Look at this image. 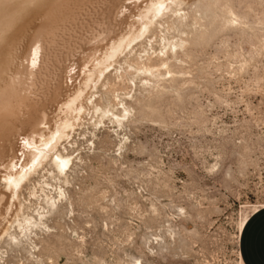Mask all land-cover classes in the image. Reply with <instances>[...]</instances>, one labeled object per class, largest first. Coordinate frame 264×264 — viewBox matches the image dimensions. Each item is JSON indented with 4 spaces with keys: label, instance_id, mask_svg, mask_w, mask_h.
<instances>
[{
    "label": "rangeland",
    "instance_id": "1",
    "mask_svg": "<svg viewBox=\"0 0 264 264\" xmlns=\"http://www.w3.org/2000/svg\"><path fill=\"white\" fill-rule=\"evenodd\" d=\"M9 1L0 41L24 26L21 50L110 2ZM137 41L60 144L69 167L50 157L0 217V264H244L242 229L264 206V0H176Z\"/></svg>",
    "mask_w": 264,
    "mask_h": 264
},
{
    "label": "bare ground",
    "instance_id": "2",
    "mask_svg": "<svg viewBox=\"0 0 264 264\" xmlns=\"http://www.w3.org/2000/svg\"><path fill=\"white\" fill-rule=\"evenodd\" d=\"M6 2L10 1L0 0V5ZM172 2L176 0H110L98 10L84 7L82 15H90V19L67 30V38L55 35L53 28L40 31L21 50L17 42L23 26L13 30L16 36L9 43L0 41V179L3 177L5 183L0 193L2 220L15 208L19 187L31 171H38L50 157L59 171L69 167L71 156L59 153L60 144L87 110L89 91L103 70L141 38L153 20L171 9ZM77 11H82L81 7L74 13ZM87 44L91 45L86 47L89 51L74 62L71 56ZM76 75L81 77L74 84ZM4 232L1 234L6 235ZM1 234V238L5 236Z\"/></svg>",
    "mask_w": 264,
    "mask_h": 264
},
{
    "label": "crops",
    "instance_id": "3",
    "mask_svg": "<svg viewBox=\"0 0 264 264\" xmlns=\"http://www.w3.org/2000/svg\"><path fill=\"white\" fill-rule=\"evenodd\" d=\"M240 252L244 264H264V206L246 220L241 232Z\"/></svg>",
    "mask_w": 264,
    "mask_h": 264
}]
</instances>
